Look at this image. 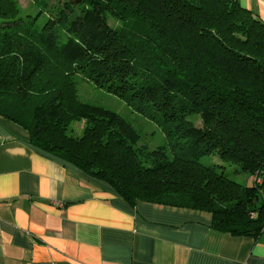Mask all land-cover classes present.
<instances>
[{
  "label": "trees",
  "instance_id": "trees-1",
  "mask_svg": "<svg viewBox=\"0 0 264 264\" xmlns=\"http://www.w3.org/2000/svg\"><path fill=\"white\" fill-rule=\"evenodd\" d=\"M30 1L35 14L0 0V116L132 205L207 212L213 229L259 238L264 22L237 0ZM78 77L157 124L166 144L151 151L122 115L82 102Z\"/></svg>",
  "mask_w": 264,
  "mask_h": 264
},
{
  "label": "crops",
  "instance_id": "crops-1",
  "mask_svg": "<svg viewBox=\"0 0 264 264\" xmlns=\"http://www.w3.org/2000/svg\"><path fill=\"white\" fill-rule=\"evenodd\" d=\"M237 1L264 22V2ZM0 264H264V233L232 236L207 212L132 205L0 116Z\"/></svg>",
  "mask_w": 264,
  "mask_h": 264
},
{
  "label": "rangeland",
  "instance_id": "rangeland-1",
  "mask_svg": "<svg viewBox=\"0 0 264 264\" xmlns=\"http://www.w3.org/2000/svg\"><path fill=\"white\" fill-rule=\"evenodd\" d=\"M58 0H51L52 4H55ZM20 10L24 14H35L37 7L30 0H17ZM110 24L115 26L117 23L114 20H110ZM78 87V96L82 102L92 103L99 106L106 107L113 110L125 119H127L140 133L141 145L146 146L148 149L155 150L159 146L166 144V138L157 124L153 123L143 114L133 110L123 100L118 97L105 92L102 89H98L92 83L81 80L80 77L76 79ZM198 125H201V120L196 119ZM70 134L73 136H80L85 128V122H76L72 124ZM204 163H219L217 157L205 158ZM234 168V167H233ZM230 167L228 170H232ZM244 182L248 185L255 183V178L248 177L246 174L240 175L237 181Z\"/></svg>",
  "mask_w": 264,
  "mask_h": 264
},
{
  "label": "built area",
  "instance_id": "built-area-1",
  "mask_svg": "<svg viewBox=\"0 0 264 264\" xmlns=\"http://www.w3.org/2000/svg\"><path fill=\"white\" fill-rule=\"evenodd\" d=\"M259 1H261V2H264V0H259ZM257 182L261 183V181H260V180H258Z\"/></svg>",
  "mask_w": 264,
  "mask_h": 264
}]
</instances>
